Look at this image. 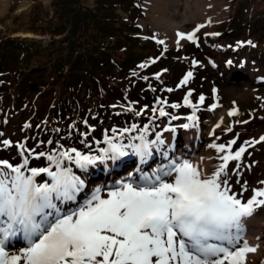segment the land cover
Instances as JSON below:
<instances>
[{"label":"snow or ice","instance_id":"obj_1","mask_svg":"<svg viewBox=\"0 0 264 264\" xmlns=\"http://www.w3.org/2000/svg\"><path fill=\"white\" fill-rule=\"evenodd\" d=\"M201 27L198 24L188 32L178 30V41L186 37L199 44L195 33ZM158 42L164 44L163 40ZM244 43L252 41H237L236 46ZM159 59L160 56L150 57L140 66L146 68ZM191 63L197 65L200 61L193 58ZM162 71L166 69L153 75L159 79ZM192 76L193 72L187 71L176 87L187 84ZM259 79L264 81V76ZM193 91L188 88L183 102L192 109L188 119L195 122L197 105L205 102V95L200 93L193 102ZM136 103L129 100L121 106L122 110L135 117L147 115L149 104L137 109ZM155 103L152 113L158 111L161 117L178 118L166 111L167 99L157 98ZM171 106L181 105L173 101ZM217 106L208 104L211 109ZM237 111L233 107L228 114ZM83 123L96 127L86 119ZM191 126L183 124L184 128ZM151 127V123L140 127L136 122L119 128L113 125V135L104 131L103 147L95 137L88 139L85 131L81 134L85 138L81 141L84 150L65 147L59 140L55 141L56 147L41 151L45 143L51 145L53 141L36 140L35 146H29L27 136L16 141L0 139V146L17 149V159L0 157V264H243L245 254L255 250L244 238V220L257 206H264V179L253 187L236 176L243 167L240 161L246 150L258 141L264 142V134L240 142L234 150L239 134L227 143H213L212 147L221 153L220 162L207 171L188 158L170 156L168 149L172 146L165 147L159 131L155 132V139L147 135ZM224 131L232 132V128ZM93 142L98 152L88 148ZM154 149L167 163L151 171L138 166L113 185H97L86 191L84 173L90 166L101 163L109 167V162L116 164L130 152L143 165ZM81 194L82 201L78 198ZM69 202L74 207L66 209ZM17 237L22 238L23 246H12Z\"/></svg>","mask_w":264,"mask_h":264},{"label":"rangeland","instance_id":"obj_2","mask_svg":"<svg viewBox=\"0 0 264 264\" xmlns=\"http://www.w3.org/2000/svg\"><path fill=\"white\" fill-rule=\"evenodd\" d=\"M23 1L27 2L30 8L17 14L16 10ZM149 1L150 4L148 3L146 10L149 14L144 11L142 6L144 0L107 1L108 21L117 30L115 40L123 42L127 36H133L154 41L152 37L155 36L157 38L155 41H164V44L161 45L167 50H176L187 46V50L192 52L200 48L197 51L199 54L197 59L200 64L194 65L192 69L188 66L183 67L174 63V59L169 58L171 54H167L154 63H149L146 68L140 66L141 62L153 56L145 57L136 64V67L125 70L121 75L111 71L108 66L96 68L97 78L105 73L108 80L114 81L115 77L119 76L116 81H125L120 83L123 90L112 87L107 81V87H100L99 90L94 89L95 93L100 92L101 95V104H99L103 106L101 113L98 111V105H94L92 112L73 119L67 124H57V129L51 133L47 127L52 108L58 102L59 93L49 92L46 88L61 79L60 74L51 70V66L65 49L64 39L71 30V22L58 18L54 13L53 0H8L6 13L0 18V66L2 67L0 70V133H3V137L0 139L7 137L16 141L27 136L29 137L27 141L29 146H35L36 140L53 141L51 145L45 143L39 149L41 151L56 147L55 141L59 140L65 147H78L84 150L85 146L81 141L85 138L81 134L85 131L89 133L88 139L95 137L96 140L101 141L100 146L103 147L106 146L103 142L104 131L108 130V134L113 135L110 131L113 125L119 128L136 122L142 127L144 123H151L152 127L147 135L149 138L155 139V132L159 131L166 141L165 147L167 144L172 146L168 149L170 155L177 154L179 149L185 151L192 149L195 145L200 146L204 151H201L199 156L204 159L208 158L206 164L203 162V169L211 171L220 162L218 157L221 155L212 147L213 143H227L235 134H239L237 145L233 146L234 150L240 142L250 137L258 138L259 135L264 134V99H262L264 98V81L259 79L264 76V0H206L208 8L203 11V14L206 15L205 18L211 17L208 22L204 18L197 17L194 20H188L189 23L186 24L184 30L181 29V31L188 32L196 25H202L195 33L199 38V44L189 41L186 37L179 38L178 41L177 29L174 33L177 40L173 37V31L171 33L168 29L164 30L165 32L161 30L166 28V23L167 27L171 26L168 21L170 16L173 21V13L176 14L177 22L187 23L185 14L195 13L193 4L197 0H188L190 7L187 6L186 0H179L178 11L175 12L172 5L176 4L177 0ZM189 8L193 10L191 11ZM188 16L191 19L189 14ZM211 23L213 24L209 26ZM60 27H65L67 30L54 33L53 29ZM19 30L32 31L41 36H47L50 41L36 42L39 46H31V48L37 49V54H32L33 48L30 50L27 49V46L25 48L19 43H15L28 42L14 39L13 32ZM79 33L82 34L83 31L81 30ZM54 39L57 42L51 43ZM222 39L226 40L225 43L227 42L225 48L218 45ZM248 40L252 43L236 46L237 41ZM47 42L50 44L47 45ZM96 45L92 38L87 37L82 43V48H87L94 56ZM211 48H213V52ZM205 51L208 54L207 57H205ZM68 52L67 50L65 55L68 56ZM229 60L232 61L231 64L228 63ZM153 64L155 66L150 67ZM164 66L173 68L172 77L164 80L165 82L161 76L157 79L153 75L164 69ZM189 70L193 72V76L189 78L187 84L177 88L176 85ZM144 76H148L149 79L145 81ZM232 81L234 84H230ZM101 84L104 85L103 80ZM149 84L153 87L149 88ZM169 88L172 91L169 92ZM188 88L194 90L191 97L193 102L198 100L200 93L205 95V102L197 105L198 119L195 122L188 119L192 109L183 102V96L187 93ZM213 88H216L217 92L213 93ZM231 88L237 92L234 96L244 97L237 100L230 99ZM244 93L246 94L244 95ZM157 98L167 99L169 103L165 105L166 111L178 118L173 120L169 116L161 117L158 111L152 113L151 108L157 106L155 103ZM106 99L108 102L105 103ZM129 100L137 101L134 105L137 109L144 104H149V108L145 110L147 115L141 114V116L135 117L123 111L121 106L127 105ZM173 101L178 102L181 105L180 108H173L171 106ZM210 103H217L218 106L211 109L208 107ZM112 105H116V107L114 108ZM233 107L238 111L230 116L228 110ZM85 119L96 127L90 128L85 125L83 123ZM240 120L247 121V123H236ZM185 123L192 126L184 128L183 124ZM26 124L29 126L26 127ZM170 124L174 125V128H169ZM217 125L219 126L217 127ZM226 127H231L232 132H225ZM74 131L78 133V137L71 141H64L65 138L73 136L72 132ZM168 134H170V140L167 139ZM184 134L195 136L192 139L189 138L190 140L188 139V143L185 144ZM132 135H136L135 130ZM88 148L98 152L94 142L88 145ZM16 151L15 146L8 148L0 146V157L12 156L13 159H17ZM162 156L161 152L154 149L148 163L156 164L161 158H165ZM135 158L136 155L130 152L128 156L121 158V166H117V168L126 169L130 166L134 168ZM240 163L243 167L239 170V176L236 178L247 180L253 187L257 186L256 182L264 179V142L258 141L247 149ZM94 166H90L84 173L87 182L86 191H89L96 182V179L91 178L92 172H95ZM110 166L116 168L114 165ZM74 170L78 173L81 172L79 169ZM233 175L236 174L233 173ZM82 196L83 194L78 198ZM69 203L64 206L66 209L74 207ZM252 215L258 219L264 218V206H257ZM244 229L247 232L248 228L245 224ZM14 240L11 242L13 247L24 245L22 238L17 237ZM261 261H264V257Z\"/></svg>","mask_w":264,"mask_h":264},{"label":"trees","instance_id":"obj_3","mask_svg":"<svg viewBox=\"0 0 264 264\" xmlns=\"http://www.w3.org/2000/svg\"><path fill=\"white\" fill-rule=\"evenodd\" d=\"M107 1L108 0H53L54 13L60 19H66L71 22V30L65 37V49L62 50L57 60L51 66V70L60 74L59 80L54 84H50L46 89L49 92H58L59 99L52 108L48 129L51 131L57 129V124H67L73 119L80 118L84 114L92 112L93 106L98 105V111L102 112L100 92L95 93L100 87L105 88L109 82L112 87L122 89L120 83L125 81L108 80L106 74L95 75V69L102 66H108L111 71L121 75L125 70L136 67L137 63L148 56H160L171 54L169 57L174 63H178L183 67L193 68L192 59H197L198 50L188 51L187 46L176 49L167 50L159 42L127 36L123 42L115 40L117 30L113 24L109 23L107 17ZM90 2H92L90 4ZM66 31L65 27L54 28V33ZM83 31L82 34L79 31ZM90 37L96 42L95 55L87 48H82L85 38ZM226 40L218 42L220 47H227ZM20 45L32 49V54H37V49L31 46H39L38 43L15 42ZM52 50V49H51ZM68 56L65 55L66 51ZM213 52V48H211ZM161 52L164 54L161 56ZM190 52V53H189ZM76 53V54H75ZM205 51V57L208 56ZM155 66V64L150 67ZM165 67V66H164ZM166 71L162 72L161 77L164 80L172 77L173 68L165 67ZM63 78V80H62ZM102 80L104 85L101 84ZM65 81V82H64ZM108 81V82H107ZM59 82V83H58ZM165 82V81H164ZM114 83V84H112ZM58 84V87L56 85ZM95 85V86H94ZM107 87V86H106ZM102 92V91H101ZM108 99L105 100V103ZM59 119V120H57ZM60 127V126H59ZM60 132V131H59ZM70 138L64 141H71L78 137L76 131L72 132Z\"/></svg>","mask_w":264,"mask_h":264},{"label":"bare ground","instance_id":"obj_4","mask_svg":"<svg viewBox=\"0 0 264 264\" xmlns=\"http://www.w3.org/2000/svg\"><path fill=\"white\" fill-rule=\"evenodd\" d=\"M151 1H153V0H151ZM162 2H163V0H162ZM148 3L150 4L149 0H144V3L142 5L143 8H144V11L147 10ZM186 4H187L188 7H190V3L188 2V0H186ZM207 4H208V1H206V0H197L193 4V6H194L193 9L195 8V11H194L195 13H191V12L188 13L190 15L191 19L189 18L187 13L186 14L184 13L186 15L187 23L183 22V24H180V22H177V20H176L177 18L175 19L176 14L173 13V21H172V19H170V18H172L171 16H170L169 21H168L171 26L167 27L168 24L166 23V26H165L166 28H162L161 30L163 32H165L164 30L168 29V31L171 32V33L173 31V37L177 40V38L174 36L175 29H177L179 31H181V29L184 30V28L186 27V24L189 23L188 20H194L195 18L199 17V18H204L206 20V22H208L210 16L208 18H205L206 15L203 14V11L206 8H208ZM160 5H162V4H160ZM178 5H179V0H177L176 4L172 5L174 12L178 11V7H179ZM7 7H8V0H0V18L6 13ZM29 8H30V5L27 4V2L23 1V2L20 3L19 7L17 8L16 13L17 14L18 13H22V11H27ZM189 9L191 11L193 10L192 8H189ZM146 12L148 13V11H146ZM170 22H172V23H170ZM212 24L213 23H211L209 26H211ZM172 26H173V28H172ZM170 28H172V29H170ZM153 29H155V27H153ZM15 36H18L20 38L43 39L45 42L48 41V39H49V37H47V36H41L39 34H36L35 32L24 31V30H19V31L13 32V37H15ZM230 84H234V82L232 81V82H230ZM231 91H232L231 92L232 94H230V99H236L237 100V99H242L244 97V96H239V95L234 96V94H237V92L234 89H232V88H231ZM245 94L246 93H244V95ZM223 114L221 115L220 118H223ZM193 136H195V135L190 134L189 136H187L186 134H184V142H185V144H186V142L188 143V139L189 138L192 139ZM167 139L168 140L171 139L170 138V134L167 135ZM185 146H187V145H185ZM201 151L203 152L204 149L201 148L200 146L195 145V146L192 147V149H187L185 151H182V150L179 149L177 154L170 155V156H183L184 158L190 159L194 164H198L201 168H203V166H204L203 162L205 163L208 158L204 159L202 156H199ZM139 162H140V159L137 156L136 162H135L136 166L137 167L138 166L143 167L141 165V163H139ZM118 163H120V162H118ZM118 163L112 164L111 162H109L110 165H114L115 167L116 166L120 167L121 165L118 164ZM164 163H167L166 158H163V159L161 158V160H159L158 163L156 162V164H153L150 167V169H146V170L143 169V168L142 169H143V171H151V169L157 168L160 164H164ZM94 168H95V172H92L91 178L96 179V182H94V186L92 188H94L97 185H100V186L113 185L116 182H118L120 179L127 177L128 172L133 171L132 169H130L128 172L120 170V173H117L115 171V168H112L111 166L105 167L101 163L95 165ZM97 169H99V170H97ZM133 174L134 175H138L135 172ZM83 198L84 197L82 196L79 199L83 200ZM70 204H72V206H74L73 203L70 202L69 205ZM244 224L248 228V230L246 229L247 232L245 231V229H243L244 238L247 239V241L249 242V244L251 246H254L255 250L254 251H249V252H247L245 254V259L243 261V264H264V261H261L263 259V257H264V218H259L258 219L257 217H255L253 215H250L244 220Z\"/></svg>","mask_w":264,"mask_h":264},{"label":"water","instance_id":"obj_5","mask_svg":"<svg viewBox=\"0 0 264 264\" xmlns=\"http://www.w3.org/2000/svg\"><path fill=\"white\" fill-rule=\"evenodd\" d=\"M14 39H20V40H23V41H30V42H43V43H45V41L43 40V39H32V38H20V37H18V36H15L14 37ZM48 41H50V40H48ZM57 42V40H52L51 41V43H54V42ZM48 44L47 45H49L50 44V42H47ZM1 66H0V70H1Z\"/></svg>","mask_w":264,"mask_h":264}]
</instances>
